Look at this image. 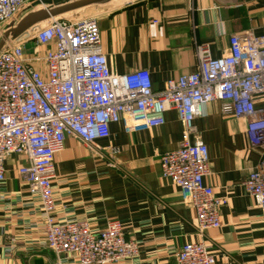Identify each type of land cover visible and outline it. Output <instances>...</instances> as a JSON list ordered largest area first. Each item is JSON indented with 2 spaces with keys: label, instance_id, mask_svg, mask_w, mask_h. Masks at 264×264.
Masks as SVG:
<instances>
[{
  "label": "crops",
  "instance_id": "crops-1",
  "mask_svg": "<svg viewBox=\"0 0 264 264\" xmlns=\"http://www.w3.org/2000/svg\"><path fill=\"white\" fill-rule=\"evenodd\" d=\"M115 1L96 4L92 15L102 52L115 73L147 69L154 90L195 71L199 46L215 58L228 51L233 34L264 36V0ZM246 123L222 115L218 101L206 104L194 120L195 136L208 148L211 171L205 182L226 198L220 228L200 232L195 210L161 174L159 156L177 148L182 136L172 110L164 124L149 130L127 133L121 124H110V137L97 140L99 151L67 137L53 163L57 219L87 220L94 231L118 220L139 251L117 264H176L185 243L201 241L216 264H264V220L243 186L261 151L249 142ZM21 160L8 158L0 183V264H74L46 247L39 197L17 173Z\"/></svg>",
  "mask_w": 264,
  "mask_h": 264
},
{
  "label": "built area",
  "instance_id": "built-area-1",
  "mask_svg": "<svg viewBox=\"0 0 264 264\" xmlns=\"http://www.w3.org/2000/svg\"><path fill=\"white\" fill-rule=\"evenodd\" d=\"M32 1L0 0V29ZM43 24L31 35L8 37L0 48V183L8 158L21 157L17 173L39 197L48 250L74 264H117L138 255V242L125 237L118 220L94 231L87 220L57 219L54 157L69 136L99 151L97 140L110 137V124H121L127 133L149 130L164 124L170 110L182 136L177 148L159 156L161 174L195 210L200 232L220 228L226 198L205 182L211 171L208 148L196 138L194 124L213 101L222 115L246 120L247 138L261 151L243 186L264 220V36L233 34L228 51L215 58L199 46L195 71L154 90L147 69L111 70L95 17L60 15ZM176 264H216V256L204 242H188Z\"/></svg>",
  "mask_w": 264,
  "mask_h": 264
},
{
  "label": "water",
  "instance_id": "water-1",
  "mask_svg": "<svg viewBox=\"0 0 264 264\" xmlns=\"http://www.w3.org/2000/svg\"><path fill=\"white\" fill-rule=\"evenodd\" d=\"M107 0H34L19 12L15 20L5 29L0 48L8 37L16 38L28 29L52 17L95 5Z\"/></svg>",
  "mask_w": 264,
  "mask_h": 264
},
{
  "label": "rangeland",
  "instance_id": "rangeland-1",
  "mask_svg": "<svg viewBox=\"0 0 264 264\" xmlns=\"http://www.w3.org/2000/svg\"><path fill=\"white\" fill-rule=\"evenodd\" d=\"M118 1L119 0H116L115 2L116 3H114V4H118ZM96 4L95 5H89V6H85V7H82V8H80V9H77V10H74V11H71V13H66V14H63V15H61V16H66V17H68V18H77V19H80V18H84V17H91L93 14H96L97 13V8H96ZM74 16V17H73ZM42 25H44V24H37V25H35L34 27H32V28H30V29H28L27 31H25V33L26 34H29V35H31V33L35 30V27L36 26H42ZM7 27V26H6ZM6 27H4V29L3 30H1L0 29V40L3 38V36H4V32H5V29H6ZM25 33H24V35H25ZM5 41H6V39H5ZM5 41H4V43H5ZM26 52H30L31 50H30V46H27V48H26V50H25ZM58 258V257H57ZM59 259V258H58Z\"/></svg>",
  "mask_w": 264,
  "mask_h": 264
}]
</instances>
